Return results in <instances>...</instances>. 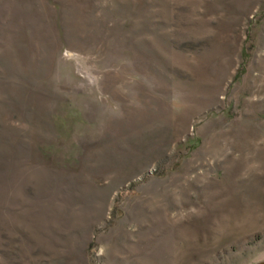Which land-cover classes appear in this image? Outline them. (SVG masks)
Wrapping results in <instances>:
<instances>
[{"label": "rangeland", "instance_id": "rangeland-1", "mask_svg": "<svg viewBox=\"0 0 264 264\" xmlns=\"http://www.w3.org/2000/svg\"><path fill=\"white\" fill-rule=\"evenodd\" d=\"M0 264H264V0H0Z\"/></svg>", "mask_w": 264, "mask_h": 264}]
</instances>
